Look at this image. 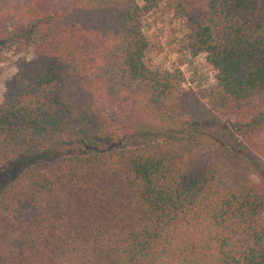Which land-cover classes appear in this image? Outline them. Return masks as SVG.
Masks as SVG:
<instances>
[{"label": "trees", "instance_id": "trees-1", "mask_svg": "<svg viewBox=\"0 0 264 264\" xmlns=\"http://www.w3.org/2000/svg\"><path fill=\"white\" fill-rule=\"evenodd\" d=\"M162 1L207 87L150 65ZM7 45L1 264H264V0H0Z\"/></svg>", "mask_w": 264, "mask_h": 264}, {"label": "rangeland", "instance_id": "rangeland-1", "mask_svg": "<svg viewBox=\"0 0 264 264\" xmlns=\"http://www.w3.org/2000/svg\"><path fill=\"white\" fill-rule=\"evenodd\" d=\"M136 1L143 5L145 0ZM142 29L148 40L147 56L153 68L168 71L179 69L185 78V88L196 90L211 84L213 76L206 69L204 56L193 57L190 54L186 48L183 20L171 13L163 1L155 4L143 17ZM16 50V46L7 45L1 53L0 96L5 80L15 73L14 60L20 55L30 57L29 49L21 50L20 54ZM17 166L13 164L0 172V193Z\"/></svg>", "mask_w": 264, "mask_h": 264}]
</instances>
